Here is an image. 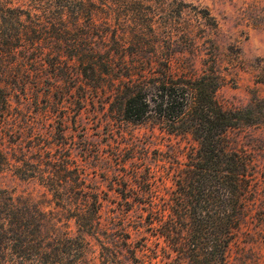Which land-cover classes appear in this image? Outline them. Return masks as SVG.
<instances>
[{"label": "trees", "instance_id": "obj_1", "mask_svg": "<svg viewBox=\"0 0 264 264\" xmlns=\"http://www.w3.org/2000/svg\"><path fill=\"white\" fill-rule=\"evenodd\" d=\"M170 3L0 0V173L37 183L45 202L0 188V264H225L255 194L249 154L230 132L263 124L264 100L219 104L222 78L195 67L193 29ZM89 105L105 128V158L82 129ZM70 122L87 164H129L124 182L110 185L141 196L120 202L130 223L106 214L108 201L80 172L71 177ZM145 124L164 134L165 148L151 153L153 132L131 130Z\"/></svg>", "mask_w": 264, "mask_h": 264}, {"label": "rangeland", "instance_id": "obj_2", "mask_svg": "<svg viewBox=\"0 0 264 264\" xmlns=\"http://www.w3.org/2000/svg\"><path fill=\"white\" fill-rule=\"evenodd\" d=\"M181 1L180 3L178 0H171V9L175 10L171 13L177 23L193 29L197 53L200 55L194 60L195 67L200 70L201 67L213 66L222 78V84L215 93L219 104L226 109L243 108L253 98L264 100V0ZM179 8L182 9V14L177 16L176 10ZM203 9L209 15H205ZM162 17L163 15L159 14V18ZM210 17L216 21L215 28ZM73 110L74 108H69L71 113ZM91 110L89 105L82 112V129L85 130L90 143L99 145V157L105 158L111 155V148L104 136V126L96 121L97 117L90 113ZM258 110L264 111L259 108ZM69 119L71 120L72 116ZM131 130L140 135L153 132L157 145L151 147V153L157 147L165 148L163 143L167 142V138H163L164 134L159 133L157 129L152 130L150 125L131 126ZM77 134V126L70 122L66 154L71 177L74 179L76 173L80 172L84 177L86 189L95 185L100 197L108 201L107 205H104L106 214L113 215L117 212L115 223H130V216L120 210V202L125 197L139 200L141 196L136 190L122 191L120 187L114 185L112 188L110 185L111 178L120 183L124 182L122 177L130 171L129 164L122 165L113 160L112 169L108 172L102 163L87 164V155L77 150ZM230 136L236 149L249 154L254 171L255 194L254 202L246 210L235 237L227 248L225 264H264V123L237 128L230 132ZM170 141L175 143L176 139ZM179 143L182 146L193 144L186 139ZM0 188L13 190L15 197L31 194L45 204L42 198L43 188L33 181H23L11 173H0ZM69 192L70 195L77 192V186L72 180ZM67 230L70 236L74 234L72 225ZM148 238L149 246L152 245V237ZM133 239L134 245H139L134 234ZM141 254V251H136V256L140 257ZM145 259L148 261V258Z\"/></svg>", "mask_w": 264, "mask_h": 264}]
</instances>
